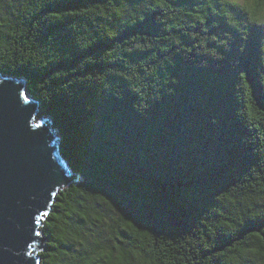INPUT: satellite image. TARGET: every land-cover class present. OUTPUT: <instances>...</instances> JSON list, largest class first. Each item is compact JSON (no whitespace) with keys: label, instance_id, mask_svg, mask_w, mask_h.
I'll return each instance as SVG.
<instances>
[{"label":"trees","instance_id":"16d2710c","mask_svg":"<svg viewBox=\"0 0 264 264\" xmlns=\"http://www.w3.org/2000/svg\"><path fill=\"white\" fill-rule=\"evenodd\" d=\"M0 77L81 180L39 264H264V0H0Z\"/></svg>","mask_w":264,"mask_h":264},{"label":"water","instance_id":"95a60500","mask_svg":"<svg viewBox=\"0 0 264 264\" xmlns=\"http://www.w3.org/2000/svg\"><path fill=\"white\" fill-rule=\"evenodd\" d=\"M38 110L22 80L0 77V264H39L41 219L62 188L81 181Z\"/></svg>","mask_w":264,"mask_h":264},{"label":"rangeland","instance_id":"374dc122","mask_svg":"<svg viewBox=\"0 0 264 264\" xmlns=\"http://www.w3.org/2000/svg\"><path fill=\"white\" fill-rule=\"evenodd\" d=\"M40 247H42V245H41ZM40 249H41V248H40ZM37 257H38V254H37Z\"/></svg>","mask_w":264,"mask_h":264}]
</instances>
